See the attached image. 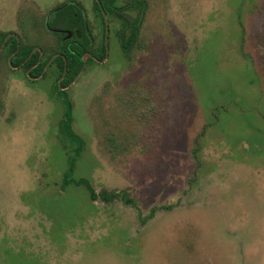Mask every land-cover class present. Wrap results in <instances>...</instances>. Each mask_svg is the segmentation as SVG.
I'll list each match as a JSON object with an SVG mask.
<instances>
[{
	"label": "rangeland",
	"instance_id": "1",
	"mask_svg": "<svg viewBox=\"0 0 264 264\" xmlns=\"http://www.w3.org/2000/svg\"><path fill=\"white\" fill-rule=\"evenodd\" d=\"M143 1L67 98L1 60L0 264H264V0Z\"/></svg>",
	"mask_w": 264,
	"mask_h": 264
},
{
	"label": "flooded vegetation",
	"instance_id": "2",
	"mask_svg": "<svg viewBox=\"0 0 264 264\" xmlns=\"http://www.w3.org/2000/svg\"><path fill=\"white\" fill-rule=\"evenodd\" d=\"M67 3L68 1L54 4L44 10L35 0H20L9 11V15L13 17L14 12L21 13L16 28L14 31L0 30V62L6 58L9 64L6 67L23 71L31 83L56 74L54 85L58 95L59 91L66 92L92 64L108 62L112 58L111 42L118 45L121 57L131 54L139 43L146 14V2L143 0H92L88 6L82 0ZM10 16L7 18V25L11 23ZM14 43H17V49L13 51ZM75 46L81 48L82 70L70 85L63 86L66 69L61 75L60 64L55 60L63 55L60 49L75 54ZM25 47L32 48L28 59H33L39 53L38 61L28 69ZM15 57L22 62L13 63L12 59ZM44 62L45 65L41 68ZM7 75L9 77V73Z\"/></svg>",
	"mask_w": 264,
	"mask_h": 264
},
{
	"label": "trees",
	"instance_id": "3",
	"mask_svg": "<svg viewBox=\"0 0 264 264\" xmlns=\"http://www.w3.org/2000/svg\"><path fill=\"white\" fill-rule=\"evenodd\" d=\"M16 49H17V43H14L13 44V51L16 50ZM31 51H32L31 47H25V58L26 59H28L29 55L31 54ZM60 51H62L63 55L57 57L55 62L60 64L61 75L64 73V71L66 69V75H65V78L63 80L62 85L63 86H68L78 77L79 73L82 70L83 62L80 59V56H82L81 55L82 52H81V48H78L76 46H75V51H76L75 54H71L70 51H66L65 52L62 49H60ZM38 57H39V53H36L34 55L35 59L34 58L33 59H28V63H27V67L26 68L28 69L31 64H33L36 61H38L37 60ZM12 62L16 63V62H22V61L20 59H18V57H15V58L12 59ZM44 65H45V62L42 65L41 68H43ZM65 67H67V68H65ZM65 93L66 92L59 91V95L60 96L67 98L65 96ZM66 104H67V111L65 112L66 121L63 124L64 125V129L66 130V132H67L68 136L70 137V139L72 141H74L75 143H77L78 147H77V150H76V154H79L81 152L82 148H83L84 142L79 136H77L74 133V131L72 129V125H71L72 124V103L68 101ZM74 161H75V159L73 158L72 161H71V165H70L69 171L65 174V183L74 182V180L70 179V177H71V175H72V173L74 171V168H73ZM77 184L85 185L89 189L92 198H94V199L98 198V195L96 194L95 190L92 188V186L90 185L89 182H87L85 180H81V181L77 182ZM117 196L118 195L116 193H112L111 195H108V194H105V193L101 194V197H102L103 201H105L106 203L110 202L112 199H115ZM127 202L129 203L130 201H127Z\"/></svg>",
	"mask_w": 264,
	"mask_h": 264
}]
</instances>
